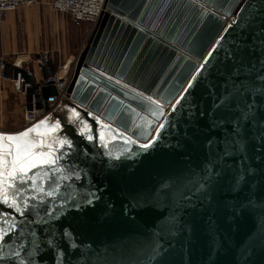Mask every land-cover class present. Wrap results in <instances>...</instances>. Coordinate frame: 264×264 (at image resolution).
<instances>
[{"label": "water", "instance_id": "obj_1", "mask_svg": "<svg viewBox=\"0 0 264 264\" xmlns=\"http://www.w3.org/2000/svg\"><path fill=\"white\" fill-rule=\"evenodd\" d=\"M66 61L70 144L0 200V264H264V0H104Z\"/></svg>", "mask_w": 264, "mask_h": 264}, {"label": "crops", "instance_id": "obj_2", "mask_svg": "<svg viewBox=\"0 0 264 264\" xmlns=\"http://www.w3.org/2000/svg\"><path fill=\"white\" fill-rule=\"evenodd\" d=\"M48 1L34 0L29 7L4 13L0 20L1 60L10 63L16 54L24 57L21 54L43 49L52 62L64 63L78 50L86 31L84 24L89 23L73 24L67 14L47 8ZM23 102V96L14 93L9 81L0 79V132L25 130L19 128Z\"/></svg>", "mask_w": 264, "mask_h": 264}, {"label": "built area", "instance_id": "obj_3", "mask_svg": "<svg viewBox=\"0 0 264 264\" xmlns=\"http://www.w3.org/2000/svg\"><path fill=\"white\" fill-rule=\"evenodd\" d=\"M33 3L34 0H0V20L5 12ZM48 6L54 12L67 14L77 25L95 22L104 10V0H49ZM62 70L63 63L53 65L45 50L35 52L31 58L29 55L23 59L17 56L10 63L0 59V78L9 81L14 93L24 98L20 130L33 126L53 112L62 100H67L65 90L70 76L67 70L61 76ZM48 83L55 93L43 99L41 87Z\"/></svg>", "mask_w": 264, "mask_h": 264}, {"label": "snow or ice", "instance_id": "obj_4", "mask_svg": "<svg viewBox=\"0 0 264 264\" xmlns=\"http://www.w3.org/2000/svg\"><path fill=\"white\" fill-rule=\"evenodd\" d=\"M209 55H211V53H209ZM201 67H203V65H201ZM73 113L78 116L75 110H73ZM49 124L50 122L46 118L21 132H0V200H2L3 203H9V189L17 188V182L22 185L31 180V187L43 192L44 188L38 186L36 181L38 179H50L48 170L53 174L61 171V168L57 167L60 156L56 155L58 149L54 147V145H59L60 148H63L65 145L70 144V141L66 138L60 139L52 136L51 142H48L47 137L52 133H56L60 128L59 121L51 124V126H49ZM104 127L108 126L105 125ZM163 127L164 125L161 124L157 132ZM33 134H35V136ZM37 137H39V139H37ZM88 139H92V136H88ZM113 139H115V137H113ZM150 146L151 142L142 145L145 149ZM45 148L47 151H45ZM34 169L38 171L32 172ZM30 172H32L31 175H29ZM66 178L67 177L63 175L60 177V179ZM17 191H19V189H17ZM47 195L52 196L53 192L48 191ZM10 203L11 206L16 207L19 211L15 199H12ZM2 231L3 230L0 229V232Z\"/></svg>", "mask_w": 264, "mask_h": 264}, {"label": "rangeland", "instance_id": "obj_5", "mask_svg": "<svg viewBox=\"0 0 264 264\" xmlns=\"http://www.w3.org/2000/svg\"><path fill=\"white\" fill-rule=\"evenodd\" d=\"M46 3V2H45ZM33 4H35V3H33ZM33 4H31V5H33ZM31 5H29V6H31ZM46 5V7L47 8H49V6H48V4L46 3L45 4ZM29 6H26V7H29ZM50 9V8H49ZM51 10V9H50ZM52 12V11H51ZM93 24H94V22L93 23H89V24H84V25H86V31H85V33H84V35L82 36V38H81V41H80V44H79V48H78V50L72 55V59L74 60V58L76 57V55L78 54V52L81 50V48L84 46V44H85V42L87 41V39L89 38V36H90V34H91V30H92V27H93ZM43 50V49H42ZM39 51H41V50H38V51H36V52H39ZM35 52H32V53H29V54H25V53H23V54H21V55H24V57L26 56V55H29V57L31 58L32 57V55L34 54ZM17 57L18 56V58H20V59H23V56H20V54H16V55H14V57ZM20 56V57H19ZM70 58V57H69ZM68 58V59H69ZM72 60V61H73ZM65 62V61H64ZM57 63H59L58 61L57 62H52V64L53 65H55L56 66V64ZM72 67H73V64H71L69 67H68V69H67V75H69L70 76V78H71V74H72ZM70 78H69V80H70ZM1 79V78H0ZM69 82V81H68ZM57 108V107H56ZM21 118V117H20ZM21 125H22V123H21V119H20V126H19V128L21 127Z\"/></svg>", "mask_w": 264, "mask_h": 264}, {"label": "bare ground", "instance_id": "obj_6", "mask_svg": "<svg viewBox=\"0 0 264 264\" xmlns=\"http://www.w3.org/2000/svg\"><path fill=\"white\" fill-rule=\"evenodd\" d=\"M230 16H231V15H230ZM230 16L228 17L229 19H226V20H225V24L228 23V22H227L228 20H231V21L234 20L235 17H234L233 15H232L231 17H230ZM71 58H72V57H70V58L66 61V63H68L69 61L73 60V59H71Z\"/></svg>", "mask_w": 264, "mask_h": 264}]
</instances>
